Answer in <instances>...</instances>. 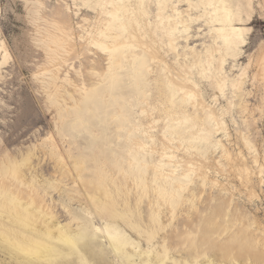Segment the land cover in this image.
Masks as SVG:
<instances>
[{"label": "bare ground", "instance_id": "6f19581e", "mask_svg": "<svg viewBox=\"0 0 264 264\" xmlns=\"http://www.w3.org/2000/svg\"><path fill=\"white\" fill-rule=\"evenodd\" d=\"M81 1L86 5L93 0ZM95 3L94 22L83 18V24L77 23L78 38L80 46L87 48L93 56L102 55L107 63L102 67L92 60L91 73L95 83L91 87L85 82L82 87L78 86V101L67 92L73 105L65 97L62 102L54 99L53 103L63 109V119H72V129L87 123L88 120H84L86 113L94 112L92 115L96 117L104 114L108 120H113L118 139L125 141V157L112 160L102 154H99L102 157L97 156L93 150L78 158L67 155L73 160L71 165L49 137L51 144L43 148L47 151L44 156L56 159L60 177L41 180L33 166L36 156L33 150L23 154L21 159L10 157L4 161L0 166V254L8 257L9 264H80L81 258L90 262L103 259L107 264H222L209 256L207 248L199 251L193 231L187 230L175 246L166 234L180 213V203L187 200V185L194 178L204 182L208 178L210 171L205 164L210 160L221 168V161H226L242 184L244 179L251 181L253 172L245 165L244 151L237 150V158H234L222 140H215V136L225 131L224 117L236 105L235 99L244 93L250 69L256 70L252 79H260L264 87V48L256 58L250 56L249 63L243 65L236 76L231 78L223 73L229 58L242 60L241 48H248L246 37L250 30L242 26L252 19L254 0H178L176 3L158 0L154 22L149 24L147 0H96ZM33 4L32 19L43 20L48 25L43 31L40 25L37 26L38 46L50 64L49 68L41 69L42 82L47 88H53L56 98L65 85L74 84L70 77L61 79L60 73L61 64L67 62L77 45L75 29L68 27L67 19L41 17L39 12L44 6L41 0ZM181 4H186L187 8L180 10ZM66 7V10H72L68 2ZM194 9L203 11L198 16L193 13ZM72 12L78 15L76 9ZM201 20L210 29L211 43H203L200 51L189 49L187 43L180 54V40L184 38L188 42L189 34H185L192 24ZM2 37L0 29V71L12 59ZM169 53L176 54L171 64L166 58ZM155 68L159 73L154 79L158 88L157 97L152 99L147 78ZM59 80L64 85L60 86ZM203 81L213 88L215 105L204 101ZM227 89L231 90L232 98L226 108L217 110L218 98ZM250 94L246 93L247 96ZM130 99L136 101L141 117L138 121H134L130 113ZM242 103L241 112L249 113L248 101L244 98ZM160 123L163 127L158 132ZM92 133L97 137L94 131ZM240 137L244 149L258 165L262 180L264 164H261L260 154L248 137L243 134ZM218 150H221L220 160L210 156ZM91 161L92 166L89 165ZM67 179L74 182L75 189L70 185L63 186ZM55 193L66 194L69 198L68 202L59 203L67 217L64 223L53 198ZM145 200H148L146 214L142 207ZM188 201L194 208L193 199ZM75 202L79 211L72 208ZM210 224L213 228L217 226L213 220ZM101 225H104L102 230L95 232ZM231 228L226 225L203 239L215 235L221 237ZM86 236L89 237L87 241ZM235 244L250 245L233 239L220 249L223 261L238 262ZM178 247L195 250V255L178 260L174 256ZM0 264L6 263L0 259Z\"/></svg>", "mask_w": 264, "mask_h": 264}, {"label": "rangeland", "instance_id": "374dc122", "mask_svg": "<svg viewBox=\"0 0 264 264\" xmlns=\"http://www.w3.org/2000/svg\"><path fill=\"white\" fill-rule=\"evenodd\" d=\"M41 1L44 2V6L41 7L39 12V15H42L41 17L48 19L55 17L59 21L67 19L69 20L68 27L75 29L74 33L77 45L75 50L71 52L70 58H67V62L61 64L60 77L61 79L70 77L72 82L74 81L73 85H76V87L74 88L73 85H65L60 90V95L58 94L55 98L53 88H47L42 82L43 77L41 73L43 70L41 71V69L49 68L50 64L47 55L38 46L40 42L37 26L40 25V29L43 31L48 25L43 20L35 21L32 19L35 7L33 3L36 0H0V29L2 38L6 41L12 55V59L0 71V166L10 157L14 159L18 157L21 159L23 154L33 150L36 152L33 166L36 167L39 178L43 180L45 178L60 177L61 175L56 159H52L48 155L47 157L44 156V152L47 151H44L43 148L45 147L44 149H46L51 144L48 140L49 137H52L60 151L63 152L62 154L65 155L64 157H68L67 160L69 159L68 161L71 165L73 164V160L69 156L78 158L79 156L90 154L93 150L97 156L102 154V156H107L112 160H122L125 157V141L124 139H118L116 124L113 120H108L106 115L100 114V117H96L92 115L94 112L86 113L84 120H88L87 123L82 127L72 129L70 127V121L72 119L69 117L63 119L61 116L63 109H60L53 103L54 99L62 102L65 97L69 104L73 105V101L69 100L67 92H71L74 99L78 101L80 99L79 92L77 91L79 87H82L84 82L87 87H91L95 83V79L91 73L93 66L92 60L101 64L102 67L107 63L102 55L98 54L93 56L87 48L80 46L81 44L78 38L80 32L78 31L77 23L83 24V18L89 19L90 23L94 22L97 8L96 0L90 1L86 5L82 4L81 0ZM147 1L148 3L146 5L149 12L147 19L149 24L154 22V16L158 8V0ZM177 1L171 0V2L175 3ZM67 2L71 5L72 10H66ZM73 3L81 4V6L76 7ZM254 7L255 12L251 21L246 23L247 25L242 26L248 27L250 30L246 37L248 48H241L244 60L233 61L232 58H229L223 72L231 78L239 74V69L249 63L250 56L256 58L259 56L261 48H264V15H262L264 7L261 5V0H254ZM186 8V4H181L180 10H185ZM75 9L78 11L77 16H75V12H72ZM202 11V9H194L193 13L199 16ZM169 14L172 13L170 12ZM187 34H189L188 42L184 38L180 40L178 47L180 54L183 53L182 51L184 47L186 48L187 43L189 44V49L193 48L198 51L202 50L203 43L206 45L211 43L210 29L202 20L196 24H192L191 29L185 36ZM175 56L176 54L169 53L166 55L167 61L170 64L173 63ZM234 65L235 68L232 69ZM249 72L250 77L244 86L245 91L244 93L241 92L235 99L236 105L233 106L230 114L224 117V122L226 123L225 131H220L215 136V140H222L230 152H232L233 157L237 156L236 154L239 149L244 151V156L247 159L245 165L253 172L251 181L249 182L244 179V183L242 184L239 176H236L238 175L236 171L232 172L228 168V165H226V161H221L223 165L221 168L214 160H210L213 164L210 162L205 164L208 165L210 171L208 178L205 182L201 179L194 178L187 185L189 188L185 193L187 200L180 203L181 205L178 207V213H180L174 221L172 228L166 234L169 242L175 246V244L180 242L181 237L187 230L193 231L196 236L199 251L203 247L207 248L209 256L216 263L222 264H247V256L250 259L249 264H264V167L261 180L258 165L253 163L252 155L244 149L240 137L241 134L245 135L246 138L248 137L252 146H255V149L260 154L261 164H264V87L263 83L259 81L260 76L258 77L259 80L252 79L256 70L252 68ZM158 74L155 68L154 72L147 78V81L151 84L150 93L153 95L152 99L157 97L156 90L158 85L155 84L154 79L158 77ZM59 81L60 86L64 85L62 80ZM126 84L127 78H125ZM209 84V82L205 81L201 84L202 96L206 104L215 105V93ZM247 92L251 93L250 96L246 95ZM231 98L232 92L227 89L218 98L215 108L217 110L226 108ZM244 98L248 101L249 113L241 112L242 100ZM135 103V99H130L129 109L133 120L138 121L141 117ZM95 112L97 114V111ZM162 127L163 123H160L156 130L160 132ZM92 131L97 134V137H94ZM99 147L101 148L99 149ZM220 152L221 150H218L210 156L220 160ZM99 156L102 157L101 155ZM154 156L158 157V155ZM52 160H55V162ZM236 163L239 164L240 162ZM89 165L92 166L94 164L91 161ZM55 166L56 168H54ZM244 167L243 165L242 168ZM118 176L121 177V175ZM65 183L63 186L68 185L69 187L70 185V187L75 189L73 186L74 182L71 179L65 180ZM129 183L131 185L130 187L134 188L133 183ZM59 195L55 193L53 198L58 205L57 211L60 213L61 221L64 223L67 217L63 213L60 204L68 202L69 198L66 194H62L64 196ZM188 199H193L195 204L194 208H192V203ZM147 204L148 200H145L142 206L145 214L148 209ZM72 208L79 211L77 202L73 203ZM211 220L217 224L216 227H212L210 224ZM226 225L232 227L226 234H223L221 237L215 235L211 239H203L205 235H212L211 233L218 232ZM233 239H236L239 243H249L250 245L248 247H242L235 244L238 262L228 263L221 259L220 249L229 244ZM194 252L195 250L192 249L187 250L183 247H178L174 256L178 260H182V258H191L195 255ZM0 259L6 264L10 263L8 257L5 255L3 257V254H0Z\"/></svg>", "mask_w": 264, "mask_h": 264}, {"label": "snow or ice", "instance_id": "6c2138e0", "mask_svg": "<svg viewBox=\"0 0 264 264\" xmlns=\"http://www.w3.org/2000/svg\"><path fill=\"white\" fill-rule=\"evenodd\" d=\"M261 5H262V7H264V0H261ZM262 15H264V12H262ZM97 47H99V45H97ZM103 227H104V225H101V228L95 229V232L99 233ZM84 239H85V241H87L89 239V237L86 236ZM97 254L102 255V253H100V252H97ZM80 264H107V262L103 259H97L95 261L90 262L88 260L81 258Z\"/></svg>", "mask_w": 264, "mask_h": 264}]
</instances>
